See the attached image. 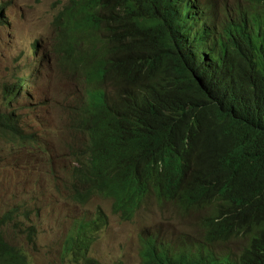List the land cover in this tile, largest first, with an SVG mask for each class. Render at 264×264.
I'll return each mask as SVG.
<instances>
[{
    "label": "trees",
    "instance_id": "trees-1",
    "mask_svg": "<svg viewBox=\"0 0 264 264\" xmlns=\"http://www.w3.org/2000/svg\"><path fill=\"white\" fill-rule=\"evenodd\" d=\"M244 4L221 17L209 0H70L56 17V53L90 96L77 199L105 194L131 218L154 194L203 213L200 239L145 238L142 264H264V0ZM15 212L0 220V264H32L5 232ZM104 220L77 233V254Z\"/></svg>",
    "mask_w": 264,
    "mask_h": 264
},
{
    "label": "rangeland",
    "instance_id": "rangeland-1",
    "mask_svg": "<svg viewBox=\"0 0 264 264\" xmlns=\"http://www.w3.org/2000/svg\"><path fill=\"white\" fill-rule=\"evenodd\" d=\"M68 2L0 0V112L7 110L6 93L26 77L9 106L19 114L23 133L39 139L25 145L0 138V220L16 211L6 233L12 243L29 250L33 264H68L67 239L101 208L108 221L90 237L89 255L100 264H142L144 237L158 234L173 246L196 241L203 236V214L183 212L152 197L126 219L112 197L96 195L87 204L75 198L79 185L73 173L79 164L72 151L83 149L87 136L75 129L69 110L83 92L78 79L62 71L59 58L64 55L55 52L56 17ZM219 7L224 10V3ZM32 225L37 245L25 233ZM243 246L242 241L231 243L237 254Z\"/></svg>",
    "mask_w": 264,
    "mask_h": 264
},
{
    "label": "clouds",
    "instance_id": "clouds-1",
    "mask_svg": "<svg viewBox=\"0 0 264 264\" xmlns=\"http://www.w3.org/2000/svg\"><path fill=\"white\" fill-rule=\"evenodd\" d=\"M70 1V0H69ZM211 2V6L214 7L213 9L217 10L218 13L221 15L222 17V13L224 10H221L220 7H219V3H224V9L229 6V5H234V3L236 1H239V0H209ZM69 3V2H68ZM240 5H245L244 4V0H240ZM66 6V5H65ZM64 6V7H65ZM4 8V5L3 4H0V13L2 11V9ZM58 15V14H57ZM34 50H36V45L34 46ZM56 52V51H55ZM56 55H58L56 53ZM62 58V57H61ZM59 58V59H61ZM62 71H64L65 73L75 77L78 79V81L80 82L81 86H82V96L79 97V99L76 101V105H73L72 108L69 110L70 114L72 115V118H71V122L72 124H74L75 126V129L80 130V127H79V122H78V112H79V109H80V106H81V101L83 100H87L90 98L89 96V93H87V88L86 86L82 83V79L79 78V76L76 75L75 71H73L71 68L69 67H66V66H63L62 67ZM29 73L31 74V72L29 71ZM27 81V78H19V80H17V82H15L12 87L10 88V90L6 93L5 97L7 99V110L4 111V112H0V120L4 117V116H7V117H10L12 119V125H8L7 127L3 126L0 124V138H8L10 140V142H15V141H23L25 145L29 144V143H34L37 142L39 139L37 138V136H34V135H28V134H25L23 133V128H22V124H21V121H20V116L19 114L14 110L12 109L11 106H9L10 104H12V100L16 99V96L19 95L20 93V90L23 88V86L25 85V82ZM5 128H7L9 131H6ZM82 132V131H81ZM13 133V134H12ZM85 136H87L84 132H82ZM39 142V141H38ZM37 142V143H38ZM87 142H88V137H87ZM46 144V143H44ZM87 144V143H86ZM86 146V145H85ZM85 146L83 149H81L79 152H76L74 150V152L72 151V153L74 154L75 156V159L77 160L78 162V167L80 166V163L84 160V154H83V150L85 149ZM40 146H39V150H40ZM77 168V167H76ZM73 178H74V181L76 182L77 179H76V176H74V173H73ZM77 185H79V187L77 188H81V184H78L76 182ZM76 188V189H77ZM75 189V191H76ZM96 195H103V196H107L105 194H101V193H97ZM95 195V196H96ZM94 196V197H95ZM110 197V196H109ZM152 197H155L154 194H151L149 195L140 205V207L136 210L135 214L131 217H135L136 214L138 213V211L141 209V207L146 203V201ZM75 198L77 199L76 195H75ZM113 198V197H112ZM157 198V197H156ZM93 198H91L88 202H90ZM158 199V198H157ZM78 200V199H77ZM79 201V200H78ZM159 201V199H158ZM81 202V201H80ZM88 202L84 203V204H87ZM160 202V201H159ZM166 203H168V201H165ZM83 203V202H81ZM160 203H164V202H160ZM114 204L116 205V200L114 199ZM177 208V207H176ZM178 209V208H177ZM116 210H118L119 212L122 213V216L126 219H129L128 217H126L122 210H119L118 208H116ZM100 211H103L105 213V220L103 222V224H101L98 229L96 231H93V232H89L88 231V234H91L90 237H92V235L94 233H97L99 232L106 224H107V214L106 212L103 210V209H99L97 214H96V218L94 219H91L89 221H86L83 225H80V226H77L74 234L69 237V239H67L66 241V244H65V249H64V254H65V257H66V262L68 264H90L89 263V260H94L96 262H98L100 264V262L97 260V259H93L90 255H89V244H90V241L88 242L87 244V251L83 250L81 248V252L79 254L76 253V250H74L72 247V240L74 238H76L78 235L77 233H81L84 229H89V226L98 219V216H99V212ZM185 212V211H183ZM194 212H198V213H201L199 211H194ZM188 213V212H187ZM192 213V212H191ZM203 214V213H202ZM203 218V217H202ZM202 223V221H201ZM30 228H34L36 231H37V227L35 225H32L30 227H28L26 230H25V233L28 232V229ZM5 232H6V227H5ZM7 235V233H6ZM8 236V235H7ZM151 236H158L161 240H163L158 234H152L150 236H146L143 238V240L145 238H149ZM28 237H29V234H28ZM37 233L35 234L34 236V240L36 241V244H33V245H37ZM29 240H30V237H29ZM143 240H142V248H143ZM31 241V240H30ZM165 242H168L166 240H163ZM32 242V241H31ZM169 243V242H168ZM171 244V243H170ZM188 244V243H186ZM186 244H181V242H178L176 247H181V246H185ZM172 245V244H171ZM29 251V250H28ZM141 252H142V249H141ZM28 253V252H27ZM29 254V253H28ZM30 255V254H29ZM31 258V257H30ZM142 258V256H141ZM32 261V260H31ZM118 262H121L122 264H124L122 261H118ZM117 262V263H118ZM115 263V264H117ZM33 264V262H32Z\"/></svg>",
    "mask_w": 264,
    "mask_h": 264
},
{
    "label": "bare ground",
    "instance_id": "bare-ground-1",
    "mask_svg": "<svg viewBox=\"0 0 264 264\" xmlns=\"http://www.w3.org/2000/svg\"><path fill=\"white\" fill-rule=\"evenodd\" d=\"M152 22V21H151ZM157 22V21H156ZM153 24V23H152ZM142 25V24H141ZM150 27V26H149ZM145 28V27H144ZM140 29V28H139ZM148 29V28H147ZM185 29V28H184ZM150 32V31H149ZM158 35V34H157ZM153 36V35H152ZM158 38V37H157ZM162 40V39H161ZM165 41V40H164ZM162 44H163V42H162ZM166 44V43H165ZM148 45V44H147ZM172 50V49H171ZM173 52V51H172ZM154 58V57H153ZM168 59V58H167ZM123 60V59H122ZM156 60V59H155ZM166 62V61H165ZM173 62V61H172ZM236 62V61H235ZM166 64H167V62H166ZM176 66V65H175ZM179 66V65H178ZM159 70H160V68H159ZM170 70V69H169ZM246 71V70H245ZM158 73V72H157ZM183 73V72H182ZM126 74V73H125ZM137 74V73H136ZM149 74V73H148ZM256 76V75H255ZM171 77V76H170ZM174 78V77H173ZM183 78V77H182ZM154 79V78H153ZM241 79V78H240ZM149 80V79H148ZM180 80V79H179ZM175 81V80H174ZM148 82V81H147ZM228 82V81H227ZM244 82V81H243ZM260 82V81H259ZM185 87V86H184ZM230 87V86H229ZM245 89V88H244ZM241 90V89H240ZM243 91V90H242ZM190 92V91H189ZM245 93V92H244ZM136 96V95H135ZM129 99V98H128ZM241 101V100H240ZM149 103V102H148ZM197 104V103H196ZM145 105V104H144ZM163 106V105H162ZM126 107V106H125ZM153 107V106H152ZM138 110V109H137ZM252 112V111H251ZM131 115V114H130ZM221 115V114H220ZM190 118V117H189ZM226 122V121H225ZM214 129V128H213ZM248 129V128H247ZM210 131V130H209ZM248 132V131H247ZM240 133H242V132H240ZM214 134V133H213ZM195 135H196V133H195ZM247 136V135H246ZM215 137V136H214ZM209 138V137H208ZM213 138V137H212ZM214 140V139H213ZM256 140V139H255ZM260 143V142H259ZM93 150V149H92ZM111 159V158H110ZM92 177V176H91Z\"/></svg>",
    "mask_w": 264,
    "mask_h": 264
}]
</instances>
